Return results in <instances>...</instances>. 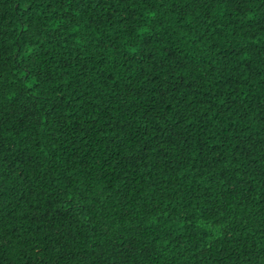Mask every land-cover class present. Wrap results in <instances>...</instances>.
Wrapping results in <instances>:
<instances>
[{
  "label": "trees",
  "instance_id": "1",
  "mask_svg": "<svg viewBox=\"0 0 264 264\" xmlns=\"http://www.w3.org/2000/svg\"><path fill=\"white\" fill-rule=\"evenodd\" d=\"M0 264H264V0H0Z\"/></svg>",
  "mask_w": 264,
  "mask_h": 264
}]
</instances>
